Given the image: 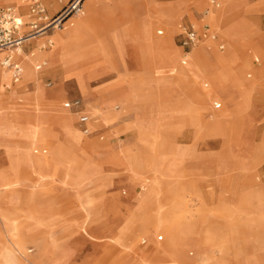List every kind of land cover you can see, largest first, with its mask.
Segmentation results:
<instances>
[{
	"label": "rangeland",
	"instance_id": "374dc122",
	"mask_svg": "<svg viewBox=\"0 0 264 264\" xmlns=\"http://www.w3.org/2000/svg\"><path fill=\"white\" fill-rule=\"evenodd\" d=\"M71 1L44 0L50 17ZM87 1L79 3L83 12L47 35L75 28L86 18ZM219 1L214 8L210 0H181L161 19L146 0L99 2L96 19L87 28L78 24L84 29L67 45L71 54L56 51L50 36L45 40L54 41L53 50L41 48L45 40L30 41L25 54H15L24 67L19 81L0 64L11 73L0 79V264H137L132 249L140 264H264V93L252 89L264 81V8L255 7L258 0ZM20 2L0 0V8ZM203 18L225 43L220 49L212 41L211 53L237 59V86L247 88L240 98L247 104L227 100L209 71L207 78L189 71L191 51L201 43L181 46L180 26ZM150 19L153 36L168 37L176 52L160 74L153 62L147 71L138 68L142 28ZM228 22L245 31L232 48ZM36 48L65 67L52 71L47 62L37 70L48 59L32 55ZM83 71L85 93L74 76ZM120 75L137 86L117 97ZM60 86L66 90L53 96ZM216 92L219 99L212 97ZM76 98L91 115L90 133L79 113L64 107ZM88 141L89 147L81 144ZM113 150H121L120 157ZM122 196L133 210L120 203ZM138 198L149 202L139 206ZM122 225L135 226L131 243L116 240Z\"/></svg>",
	"mask_w": 264,
	"mask_h": 264
},
{
	"label": "crops",
	"instance_id": "0c3cea01",
	"mask_svg": "<svg viewBox=\"0 0 264 264\" xmlns=\"http://www.w3.org/2000/svg\"><path fill=\"white\" fill-rule=\"evenodd\" d=\"M147 1L152 7V11L155 12V16L158 15V18L161 19L162 17H166V18L171 17V15L174 11V6L178 5L181 0H175V1L170 0V1H166V2H159L157 0H146V2ZM45 2L50 4V5L56 4V0H52V1L51 0H45ZM99 2L101 4L102 3L105 4L106 0H88L86 2L88 14L84 20L79 22V23H83L85 28H87L89 26V24L93 20L96 19V16L98 14L97 6H98ZM10 5L17 6L19 8L20 12L23 14L25 12H27V7L25 5H23L22 0L18 4H10ZM255 7L257 9L264 8V0H258L257 5ZM226 17H227V15L225 14L224 16H222L220 21H224V19H226ZM205 21H208V19L203 18L201 21L202 23L200 21H195V20H193L192 22H195V23L197 22L196 23L197 26L201 23L200 24V26H201L202 24H204ZM79 23H77V25L74 26L75 28H72L71 31H68L67 33H66V31H58V32H55L53 34H48L45 37H42L39 39H34V40H32V42L35 44H40L47 37L51 36L56 41V51L61 52L63 55H66L67 53L71 54L72 52L71 53L69 52L67 45L69 46V43H72L73 40H75V37L79 36V33L81 31H83V29H84V28H82V27L80 28V26H78ZM187 23H190V21ZM153 24H154V19H150V21L146 22L142 28V34L141 35L143 37L144 42L140 48V52L142 54V57L139 55V58H138L139 67L138 68L140 70L147 71L148 68L150 67L149 66L150 63L153 62V63H155L157 68L160 70V72L158 73V74H160V73L166 72L165 67L167 66V64H171L170 61H174V58L176 56L175 55L176 52L174 51L172 44L170 43V40L168 39V37L155 38L153 36V33H152ZM184 24H186V23H184ZM77 28H79V29H77ZM224 31L229 38V42L231 43V48H232V45L234 42H236V41L240 42L241 39L245 37L244 25L240 24L239 22H234V23L228 22L227 26H225V28H224ZM179 36H180V32H179ZM216 42H218V45H219V43H224V41L221 40L220 35H219L218 41H216ZM200 43H201L200 47H197V48H195V46L192 47V48H195L193 51H191V53H193V55H194V59H193L192 64L189 68V71L190 72L198 71V72L202 73L206 78H207V76L205 75V72L209 71V74L211 77L210 79L212 81V85L216 86L217 88H219V90L223 91L225 93V96L227 97L226 98L227 100L229 98L240 99L241 97H243L244 94H246L245 90H247V88L244 89V87L240 88L237 86V82L239 81V79L235 75V66H234L237 59H235L233 56L228 55V54L226 56L223 54H221V55L212 54L211 52L215 51V49H214V43L211 40H201L197 45H199ZM224 45H225V43H224ZM54 48H55V43L53 41V46L49 50H53ZM38 49L39 48H36L37 51H39ZM149 52L151 54H149ZM34 53L35 52H33L32 55H34ZM22 54H25V50H23ZM19 55H21V54H19ZM1 56L2 55L0 54V60H1ZM42 61H44V60H42ZM42 61L40 60L38 63H40ZM187 61H188V59L186 56L184 58L183 62L187 63ZM256 61L258 62L259 58H256ZM48 63H50V62H48ZM59 63L64 64V62H62V61H58L56 63H50V66L47 69H54L52 71H55L57 69L56 67L58 66ZM64 67H65V64H64ZM65 71H66V69H65ZM143 71H142V74L144 73ZM69 75H73V74H69ZM74 76H77V80H78L77 83H78L79 89L82 90L84 93L88 92L89 90H88V86L86 85V82H85L84 71L77 74V75H74ZM10 77H11V73L9 71L4 70L2 72V70L0 69V79H7ZM221 80L227 82L228 85L230 86V88H232L233 90L232 91L228 90L229 92L225 91L224 88L222 87L223 85H220L218 83ZM48 83H51V85H52V82H48ZM221 83L225 85L224 82H221ZM48 86H50V85H48ZM136 86H137V82H135V81L127 82L126 79L122 75H120V77L118 79V83L115 87L117 97L119 95L127 94L130 90H135ZM205 86H208L207 82L205 83ZM58 89L62 90V91L66 90L65 87H63V86L58 87ZM252 89L253 90L255 89V91L258 94L264 93V81H261L260 86H256V87L254 86ZM232 92H234V93L238 92V94H240V97L234 96L232 94ZM229 94H231V95L229 96ZM212 97H217L219 99L217 92L215 95L213 94ZM68 100H71V99H68ZM241 101H243V99L242 100L240 99L238 103H240ZM216 102L219 103L217 100H215L214 105L218 106V105H216ZM243 102H245V101H243ZM245 104H247V103L245 102ZM83 105H84L83 106L84 109L86 111H88L84 102H83ZM227 105H228V107L229 106L234 107V105L233 106L230 105L229 102L227 103ZM220 107H222V104L219 103V107L216 109H220ZM256 111L260 112V109L256 110ZM3 114H5L4 116L9 115V117L11 119H14V118L20 119L19 113H16V117H14V118H12L11 117L12 115H10V113H8V112H5ZM71 119L73 120L72 117H71ZM1 120H3L2 114H0V122H1ZM195 120L196 121L198 120L196 118V116H195ZM0 137H2V136H0ZM127 148H130V147H127ZM121 149L123 150L124 148L121 147ZM120 152H121V150L119 152H116L113 150L112 154L120 157V155H119ZM22 155H24V153ZM29 166L34 168L35 171H38V172L41 171L39 167H36L34 165H29ZM68 175H70V174H68ZM4 189H7V187H4ZM137 201H138L139 206L140 205L142 206V205L146 204L147 202H149L146 199L141 200L139 198ZM131 202L132 201L130 199H128V197H126V196H122L120 198V203L122 205H125L126 207H128V209L133 210L135 207L132 206L133 204ZM142 225L145 226V222H143ZM134 230H136L135 226L122 225V226H120V229H119L118 238L116 239L115 237H111L108 239H111V240L116 239L117 241L122 240L123 243H131V241L135 235ZM162 238H163L162 236L159 237V239H162ZM143 243H146L145 239L143 240ZM149 254H150V252L147 251L143 255L148 256ZM131 256L134 259V261L137 262V264H140V262L135 257L133 249H132ZM70 259L71 258L66 259V263H69Z\"/></svg>",
	"mask_w": 264,
	"mask_h": 264
},
{
	"label": "built area",
	"instance_id": "2783aa9c",
	"mask_svg": "<svg viewBox=\"0 0 264 264\" xmlns=\"http://www.w3.org/2000/svg\"><path fill=\"white\" fill-rule=\"evenodd\" d=\"M80 2L81 0H72L54 17H50L44 0H22L23 5L27 7V12L24 14L15 5L0 8V52L6 53L0 64L3 68L11 71L15 82L21 79L24 70L23 64L15 57L19 49L37 36L45 34L51 28L57 25L63 26L66 18L73 12H77ZM210 4L214 8L221 6L219 0H210ZM180 28V44L188 50L196 46L201 40L218 41L219 39L218 32L208 22H204L201 28H198L193 22L182 24ZM162 32L161 30L160 33ZM52 45L53 41L49 38L42 43L41 48L46 49ZM218 46L220 49L225 47L224 43H219ZM46 65L47 61L44 60L36 64V69L42 70ZM216 105L219 103L216 102ZM83 106V101L80 98L64 102L66 109L79 113V121L84 133H90L88 123L91 120V115Z\"/></svg>",
	"mask_w": 264,
	"mask_h": 264
},
{
	"label": "bare ground",
	"instance_id": "6f19581e",
	"mask_svg": "<svg viewBox=\"0 0 264 264\" xmlns=\"http://www.w3.org/2000/svg\"><path fill=\"white\" fill-rule=\"evenodd\" d=\"M52 1V0H51ZM47 2V1H46ZM51 3V2H50ZM79 8V7H78ZM83 10H84V4H82V7H80L78 10H77V12H79V11H81V12H83ZM87 14H88V10H87V12H86V16H87ZM216 14V13H215ZM215 14H212L211 16H210V18L214 21V22H216L217 20H216V15ZM84 20V19H83ZM83 24V23H82ZM233 26V25H232ZM236 26V25H235ZM61 28L60 26H55L54 28ZM231 28V27H230ZM233 28V27H232ZM234 29V28H233ZM160 32V31H159ZM234 33V32H233ZM45 36H47V32L45 33V34H43V35H40V36H37V37H45ZM37 37L35 38V39H37ZM32 40H34V39H32ZM31 40V41H32ZM42 41V40H41ZM263 47V46H262ZM23 50H24V48L22 47V48H20L19 49V54H22L23 53ZM39 50V49H38ZM35 53H37V56L38 57H45V59H48L47 60V62H49V60H50V62H52V59H53V57L52 56H50V54H41L40 53V51H37V52H35ZM35 53H34V55H35ZM2 56H1V59H2V57L4 56L2 53H0ZM199 55V54H198ZM193 58H194V55H193ZM44 59V58H43ZM42 61V60H41ZM191 65V64H190ZM189 68V67H188ZM189 75V74H188ZM193 76V75H192ZM190 79V78H189ZM52 95L53 96H55V97H60L61 95H62V93H63V91L62 90H59L58 88H56V89H54V90H52ZM120 117V116H119ZM66 119V121H65V123H66V125H67V127L68 128H70L71 130H72V132L74 133V128H73V125H72V121L70 120V118L69 117H66L65 118ZM3 127V129H7L8 127H4V126H2ZM76 132V131H75ZM1 136V135H0ZM1 138V137H0ZM79 140V139H78ZM80 140H82V139H80ZM84 141V140H83ZM81 144H83L84 146H86V147H89V144H90V142L88 141V142H84V143H82L81 142Z\"/></svg>",
	"mask_w": 264,
	"mask_h": 264
}]
</instances>
